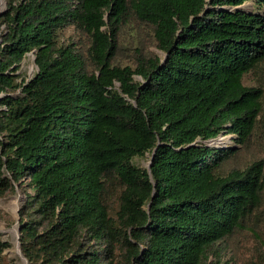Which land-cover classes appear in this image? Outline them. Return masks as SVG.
<instances>
[{"label":"trees","instance_id":"trees-1","mask_svg":"<svg viewBox=\"0 0 264 264\" xmlns=\"http://www.w3.org/2000/svg\"><path fill=\"white\" fill-rule=\"evenodd\" d=\"M249 1L261 12L232 10ZM132 19L163 54L134 68L113 64ZM67 27L88 37L86 55L61 43ZM29 53L37 71L19 81ZM263 62L264 0H7L0 197L29 190L28 264H221L264 196V158L235 165L264 96L244 77ZM223 133L234 145L207 143ZM146 154L150 170L134 163Z\"/></svg>","mask_w":264,"mask_h":264},{"label":"rangeland","instance_id":"rangeland-1","mask_svg":"<svg viewBox=\"0 0 264 264\" xmlns=\"http://www.w3.org/2000/svg\"><path fill=\"white\" fill-rule=\"evenodd\" d=\"M241 9L249 13L261 12L258 6L249 1L240 7L232 10ZM7 10V0H0V13ZM3 28V27H2ZM117 45L113 64L122 67L137 64V60L150 53H157L162 56L154 44V38L150 27L132 19L126 22L117 33ZM60 41L62 44L74 43L85 55L88 48V37L80 32H76L73 27H67L61 33ZM37 71L35 57L29 53L22 62L20 70L17 72L22 79H31ZM141 81L140 77H135ZM244 84L255 86L264 91V62L257 69L244 77ZM118 86V85H117ZM262 112L259 125L253 134L252 142L249 147L241 150L235 165H246L260 158H264V96L261 101ZM235 136L232 134H220L216 139L207 143L215 148H224L234 145ZM134 163L139 167H149L150 155L146 154L143 158H135ZM28 188L15 186V191L6 193L0 197V242L8 243L10 247L0 251V264H28L22 256L19 247V210L25 203ZM15 208V210H14ZM16 228V232L13 230ZM219 258L221 264H264V196L259 210L250 218L248 226L236 234L230 240L225 241L219 247ZM215 263V258H210Z\"/></svg>","mask_w":264,"mask_h":264},{"label":"water","instance_id":"water-1","mask_svg":"<svg viewBox=\"0 0 264 264\" xmlns=\"http://www.w3.org/2000/svg\"><path fill=\"white\" fill-rule=\"evenodd\" d=\"M154 153H155V152H154ZM154 153H153V154H154ZM150 167H151V166L149 165L148 170H150ZM18 233H19V228H18ZM18 238H19V237H18ZM22 256H23V255H22ZM24 259H25V258H24ZM25 260H26V259H25ZM26 261H27V260H26Z\"/></svg>","mask_w":264,"mask_h":264},{"label":"bare ground","instance_id":"bare-ground-1","mask_svg":"<svg viewBox=\"0 0 264 264\" xmlns=\"http://www.w3.org/2000/svg\"><path fill=\"white\" fill-rule=\"evenodd\" d=\"M14 210H15V208H14ZM13 232H16V228L13 230Z\"/></svg>","mask_w":264,"mask_h":264},{"label":"built area","instance_id":"built-area-1","mask_svg":"<svg viewBox=\"0 0 264 264\" xmlns=\"http://www.w3.org/2000/svg\"><path fill=\"white\" fill-rule=\"evenodd\" d=\"M227 147V146H226Z\"/></svg>","mask_w":264,"mask_h":264}]
</instances>
